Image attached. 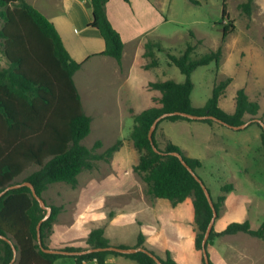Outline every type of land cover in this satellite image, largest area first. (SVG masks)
Listing matches in <instances>:
<instances>
[{
  "label": "trees",
  "instance_id": "trees-1",
  "mask_svg": "<svg viewBox=\"0 0 264 264\" xmlns=\"http://www.w3.org/2000/svg\"><path fill=\"white\" fill-rule=\"evenodd\" d=\"M191 1L196 3L195 0ZM252 1L247 0L241 5L246 14L250 13ZM90 4L92 20L89 26L99 31L105 44L100 54L114 58L120 65L123 41L107 18L106 0H90ZM221 17L228 18L225 0ZM234 27L230 21L221 27V43ZM193 50L192 45H187L177 56L166 50L159 42L147 41L144 44L143 56L150 58L149 62L143 65L144 68L157 66L155 53L164 52L169 63L175 65L185 79L181 83L173 79L148 82L149 90L159 92L158 96L152 97L155 104L138 114L130 109L133 127L129 137L117 140L98 154L81 143L90 132L91 123L90 116L83 111L80 95L73 80V75L81 68L82 62H77L70 56L53 23L37 8L26 0H0V191L10 184L22 181H29L40 197L52 183H65L75 187L80 172L92 170L95 161L101 159L107 161L114 152L127 143L140 152L133 169L146 183L150 196L166 201L171 206L192 196L196 224L195 245L201 250L203 234L212 216L211 207L199 182L178 157L171 155L170 152L180 153L195 173L202 167V163L197 158L185 156L180 148L170 141H167L163 149H159L155 131L160 122L153 132V142L160 150L155 152L148 138L149 128L158 116L172 111L212 115L227 124L239 125L245 122V115H250V120L258 118L255 115L259 110V104L249 100L245 90L240 88L234 95V111L232 113L224 111L219 107L218 100L231 81V78H226L214 84L211 96L203 107L192 106L190 98L193 90L192 72L197 67L211 62L218 65L222 48L219 46L198 57L192 56ZM259 119L263 121L262 117ZM162 120L191 121L178 115L168 116ZM200 121L209 125L215 122L211 119ZM253 123L261 129V142L264 148L262 127L257 122ZM99 145L100 142L97 141L94 148ZM31 166L38 168L21 181H17L16 178ZM233 188L232 183L221 185L222 194L217 199H212L217 216L222 210L225 194ZM49 206L52 209L51 214L40 226L44 248H48L44 243L45 236L51 231L52 224L61 211V206L51 204ZM44 213L45 210L39 206L27 186L9 189L0 197V234L11 239L16 247L17 257L13 264H54L59 258H70L74 264L91 262L105 264L108 255L122 256L137 264H157L144 252L121 254L114 251H99L73 256L45 252L37 243L36 229ZM237 232L264 240V222L256 230L251 229L248 221L231 222L220 232L212 228L206 249L212 245L215 237ZM142 243L143 238L139 235L137 247L142 246ZM108 245L110 243L104 236V228L97 227L89 232L84 246H65L62 249L82 250ZM12 256L11 244L0 239V264H8ZM159 259L163 264H176L169 252H166L165 258ZM202 264H205L203 259ZM209 264L214 263L209 259Z\"/></svg>",
  "mask_w": 264,
  "mask_h": 264
},
{
  "label": "rangeland",
  "instance_id": "rangeland-1",
  "mask_svg": "<svg viewBox=\"0 0 264 264\" xmlns=\"http://www.w3.org/2000/svg\"><path fill=\"white\" fill-rule=\"evenodd\" d=\"M151 1L155 4L153 9L156 13L139 15L140 25L152 27L148 33L149 38L145 39L146 42H159L166 50L177 56L187 45L194 47L193 57L215 50L219 46L222 48L218 65L211 62L197 67L192 72L193 90L190 96L192 106L203 107L211 96L214 84L231 78L224 93L219 97V107L228 113L232 112L235 107L234 95L238 89L243 88L246 94L248 93L249 99L259 104L255 117L264 119V0H253L249 14L241 8L247 0H225L228 18L221 17L223 0H195L196 3L191 0ZM229 21L235 27L221 43L220 29ZM155 54L159 63L158 68L155 71L133 75L130 81L120 80L114 58H108L109 61H104L100 59L101 57L93 59L94 68L84 72L78 82L83 111L91 118L90 132L81 141L84 146L99 154L120 138L129 135L133 127L129 109L140 112L145 107L143 104L146 103L148 106L155 104L153 95L146 100L148 94L141 84L146 80L154 79L158 69L159 78L156 80L168 78L179 83L184 81L185 76L175 65L169 63L164 52ZM149 60L150 58H145L142 54L140 66L143 67V64ZM160 72L165 77L161 78ZM153 92L154 95L158 94L156 91ZM250 117L245 115L244 121H249ZM206 124L199 120H162L155 131L157 147L163 149L167 141H170L177 145L185 156L200 159L202 167L196 170V174L202 179L214 200L222 194L221 185L232 183V178L238 174L240 168L246 169L247 174L252 178L253 186L249 187V191L260 193L264 197V149L259 147L260 139L256 136L260 132L259 127L256 124H249L246 128L235 131L214 122L213 126H217L219 130H227L232 135H221L219 141L212 139L207 142L206 129L204 131L201 129L205 128ZM97 141L100 145L94 148ZM138 155L139 151L135 147L119 150L107 161L102 159L95 161L92 170H83L78 176V187L53 183L42 193V196L47 204L60 205L62 211L72 207L74 194L85 192V188L93 179L102 181L111 178L110 180L120 185L121 169L123 174L132 176L131 180L139 181V175L131 167V163L138 161ZM37 168L31 166L16 180L21 181ZM115 175H118V179L112 178ZM144 192L147 198L146 188ZM112 196L113 199L118 198L120 193L115 189L105 192L99 189L89 194L85 202L83 198L78 209L76 210V206L68 213L70 222L71 219L73 220L72 227L78 228L82 220L81 216L88 217L89 228L97 225L104 227V224L120 226L122 216L129 220L131 213L128 214L127 208L120 215V199L112 200L111 204L106 202ZM149 201H155L154 197L148 199ZM100 206L112 209V217L101 210L102 216L97 221L96 209H102ZM128 264L137 263L132 260Z\"/></svg>",
  "mask_w": 264,
  "mask_h": 264
},
{
  "label": "crops",
  "instance_id": "crops-1",
  "mask_svg": "<svg viewBox=\"0 0 264 264\" xmlns=\"http://www.w3.org/2000/svg\"><path fill=\"white\" fill-rule=\"evenodd\" d=\"M26 1L37 8L53 23L70 56L75 61L82 62L81 68L74 73L73 80L80 95L81 105L83 106L78 85L79 80L83 77L84 72H87L89 68H94L95 62H93V59L95 57H101L100 59L104 61H109L108 58H111L100 54L105 48L104 40L97 29L89 26L92 20L90 0ZM153 7H155V4L151 0H106L105 8L107 18L112 26L119 32L123 41L121 64L119 66L116 63L120 80L130 81L134 77L133 75L137 76V74L139 75V73L142 72L155 71L158 68L159 63L157 66L150 68L140 66V59L144 52V44L146 42L145 39L146 37L149 38L148 33L152 30L150 25L146 26L139 24L141 20L140 16L142 14H150V12L155 14L156 11ZM130 44L132 45L130 46ZM155 56L157 55L155 54ZM148 62L149 61H146L144 64ZM158 71L159 69L157 70V74L159 73ZM157 74L154 79L146 80L141 84L142 87H145L148 94L146 100L152 95H159L158 91H156L158 94L154 95V90L146 88L148 82L164 81L168 79L166 77L167 79L164 80H156L159 78ZM160 74L162 73L160 72ZM160 76L161 78L165 77L163 74ZM222 97H224V95ZM144 105V109L151 106H148L146 103L143 104V106ZM140 112L134 111L135 114ZM206 125L205 128L203 127L201 129L203 131L206 129L207 142L212 139L219 141V136L221 135H232L229 134L227 130H219L217 126ZM226 128L231 129L229 127ZM129 135L120 139H126ZM256 136L260 139L259 147L263 148L261 142V129ZM129 147L134 146L125 143L119 150L121 151ZM139 156L140 152L138 159ZM136 163H131L132 169ZM125 164L128 165L127 163ZM127 175L128 174H123L120 169V185L110 180L111 178L102 181L93 179L85 188V192H80L79 194L75 193L72 207L58 213L56 220L52 224L51 231L45 236V245L50 248L84 246L89 232L94 228L102 226L97 225L89 228L87 223L88 217L81 216L82 220L79 222L78 228H73L71 223L73 220L71 219L70 222L68 219L69 211L76 208V206L77 210L82 204V199L84 198L85 202L88 198L87 196L92 194L93 191L95 192L100 189L105 192L110 189H115L117 193H120V197L113 199L112 196L105 201L111 204L112 200L120 199V215H122V212L127 208L126 211H129L128 214L131 213V217L129 220L128 218H123V216L120 217V226L117 225L118 228L117 226L104 224V236L109 240L111 245L137 247L138 236L141 235L143 238L142 246L152 251L159 258L163 259L166 256V252H169L176 264H202V251L197 249L195 245L196 225L192 196H188L182 202L174 206L155 197V201L148 202V199L152 196L148 194L149 196L147 195V198L145 197L146 194L144 189L146 188L147 190V185L142 180L141 176L138 174L140 180L136 181L131 180L132 176ZM112 178L118 179V175ZM231 182L234 188L225 194L222 210L215 218L212 228L214 231L220 232L231 222L248 221L251 229H258L264 222V197L260 193L249 191V187H251L253 181L247 174L246 169L240 168L238 174L232 178ZM98 186L101 187L98 188ZM100 208L102 209H96L95 218H97V221L100 220L102 216L101 210H103L104 214L106 213L109 217H112V209L102 206H100ZM207 253L209 259L214 264H264V240L244 232L220 235L214 238L212 245L207 249ZM130 261L132 260L122 256L108 255L105 259V264H128ZM54 264L74 263L70 258H59ZM89 264H95V262Z\"/></svg>",
  "mask_w": 264,
  "mask_h": 264
},
{
  "label": "water",
  "instance_id": "water-1",
  "mask_svg": "<svg viewBox=\"0 0 264 264\" xmlns=\"http://www.w3.org/2000/svg\"><path fill=\"white\" fill-rule=\"evenodd\" d=\"M172 115H178V116L185 117V118H188V119H191V120L211 119V120H213V121H215L217 123H220V124H222V125H224L226 127L234 129V130L243 129V128L247 127L250 123L257 122V123H259L261 125L263 133H264V121H262L259 118H254L252 120L245 121V122H243L242 124H239V125H230V124H227V123L223 122L222 120H220V119H218V118H216V117H214L212 115L192 114V113H187V112H182V111L166 112V113H163L160 116H158L152 122V124H151V126L149 128V131H148V138H149V140L151 142V145H152V148H153V150L155 152H160V150L155 146V144L153 142V132L155 131L157 124L163 118H166V117L172 116ZM170 154L178 157V159L186 167V169L199 182V184L201 185V187H202V189H203V191L205 193L207 201H208V203H209V205L211 207L212 216H211V218H210V220L208 222V225H207V227L205 229V232L203 234V238H202V241H201V251H202L203 261H204L205 264H209V256H208L207 249H206V242H207V239L209 237L210 231H211V229L213 227L214 220H215V218L217 216L216 209L214 207L212 198H211V196L209 194V191L206 188L205 184L199 178V176L194 172V170L192 168H190V166L186 163V161L183 160L182 155L180 153H178V152H170ZM21 186L29 187L30 190H31L32 196L37 200V202L39 203V206L43 210H45L44 215L38 221L37 226H36V229H37V243L39 244V246L42 248L43 251L48 252V253L62 254V255H66V256L82 255V254H86V253L99 252V251H114V252H118V253H121V254H130V253H136V252H144L147 255H149L150 257H152L157 264H163L161 262V260L155 254H153L151 251H149L148 249H146V248H144L142 246H138V247H120V246H116V245H111L110 244V245H108L106 247H89V248H85V249H82V250H65V249H62V248H50V247L44 248L42 246V240H41V236H40V226H41V223L43 221H45L50 216L52 209H51V206L47 205L46 202L43 200V198L40 197L36 193L33 185L29 181H22V182H19V183L10 184V185L6 186L4 189H2L0 191V197L7 190L13 189V188H18V187H21ZM0 239H3L5 241H7L9 244H11L12 250H13V256H12L11 261L8 264H13L15 262V260H16V257H17L16 247L14 246L12 240L9 239L7 236H4V235L0 234Z\"/></svg>",
  "mask_w": 264,
  "mask_h": 264
}]
</instances>
